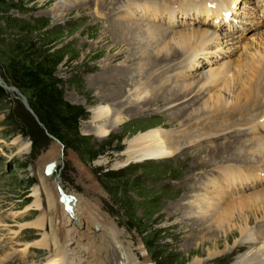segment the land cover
Masks as SVG:
<instances>
[{"label":"rangeland","instance_id":"rangeland-1","mask_svg":"<svg viewBox=\"0 0 264 264\" xmlns=\"http://www.w3.org/2000/svg\"><path fill=\"white\" fill-rule=\"evenodd\" d=\"M79 1L0 0V72L10 83L15 86L20 85L26 90L41 115L39 117H42L55 133L51 132L43 122L45 128L57 137L56 140L46 134L45 128L37 122L31 112L23 108L14 92L0 86V260H4L3 264L47 263L50 251L47 248L32 246V243L43 237L44 232L50 230L49 225L47 230L35 225L43 212L35 206L37 199L35 189L40 184L38 173L43 172L44 175L48 163L56 160L61 185L66 192L74 197L82 196L95 202L101 201L103 209L125 229L129 241L136 246L139 241L143 243L144 254L149 255L151 264H192L196 261H205L210 258V251L215 250L213 241L218 240V234L222 232V228H218L217 223L219 216L215 213L230 205V202L238 204V198L248 193L264 192L263 178L257 186L256 183L255 185L252 183L251 187L248 186L241 195L235 196L238 191L233 190L228 196L226 194L228 185L223 186V175L216 176L214 180L210 173L216 172L218 166L225 165L221 169L222 172L228 170L226 173L229 175L230 173L234 175V172L240 175L250 168L252 170L257 168L255 166L262 165L263 161H260L255 151V142L260 140L261 134H257L258 138H256L251 129L249 130L251 132L240 133L238 136L235 134L215 138L209 136L211 139L206 136L210 139L207 142H203V139H206L204 136L195 142L186 141L184 138L177 145L174 156L162 161L148 159L135 162L118 169L117 162L124 163L127 158L124 155L127 141L137 133L146 132L154 127L165 128L171 135H185L186 132L198 130L199 124L204 123L205 119L197 117L194 113L199 108H205L209 95L220 89V85H214L215 87H211V90L206 91L197 100H187L184 104H179L177 107L182 106V114L177 117L171 115L172 110L177 107L176 104H171L170 99L167 102L154 99L163 93V97H169L170 91L166 90L161 94L158 87L164 89L167 87L166 82L177 85L183 83L185 79L187 81L199 79L197 82L194 81L192 86H201L205 81L202 78L203 74L210 69L223 67L221 65L224 61L214 60L213 57H216L220 51H213L214 53L211 52L207 58L208 62L192 66L197 73L194 74L186 69H178L176 64L179 60L160 59L164 52V42L161 44L153 42L148 46V53L144 54V51H141L144 54L142 63H136L138 65L135 64L133 75L127 78L126 81H130L126 84L125 93H122L124 96L121 95V102L114 101V97L107 103L99 99L95 102L97 87L92 83V78L97 74L96 70L98 67L106 68L105 65L115 56H119L113 63L118 71L122 66L127 67V64L122 65V62L133 39L122 42L111 33L110 28L115 23L104 19L107 10L102 13L99 3L102 0H98L99 4L97 0H91V4L78 5ZM145 1L147 0H138V5L132 7L126 5L129 1L124 5L116 6L120 13L115 17L124 22L126 20L142 22L143 27H149L151 22L144 16L127 13L129 8H135L136 12L140 11ZM183 2L184 0L181 3ZM175 4L180 5L178 1ZM158 22L154 21L151 24ZM164 25L167 27V22H164ZM194 27L196 26L190 28L175 26L170 29V33L188 31ZM260 28L261 26H258L253 34L249 35L251 38L245 37L242 31L240 33L243 35L242 40L239 41L242 43V51L237 58L230 55L227 59L244 60L245 58L241 57L242 53L257 48L259 39L256 38L255 32L263 30ZM117 40L119 41L116 42ZM246 40L251 44L248 48H243ZM146 43V40L141 42L142 45ZM221 43L222 41L219 40L215 47L217 49L219 46L222 47ZM256 53L248 55L249 64ZM202 55L199 54L198 57ZM240 69L237 67L235 71L241 72L243 68ZM174 70H176L174 74H170ZM144 86H148L150 93L147 96L144 93L142 96L146 97L139 102L136 97L138 104L135 110H128L127 108L131 106L128 104L122 107V115L127 120L125 127L119 126L113 130V135H108L106 138L93 134L91 110L94 106L105 104L116 109L127 97H133L132 93L137 87L141 89ZM158 90L160 92H157ZM190 113L194 114V119L189 122L187 117ZM262 134H264L263 130ZM33 137L38 141L35 149ZM238 139V143L230 146L232 148L236 146L235 149H238V146L241 149L244 147L248 151L250 149L246 157L247 160L252 159L253 167L243 161L232 160L234 156L231 152L225 153L227 151L225 149L219 151L215 149L219 143L227 144ZM52 150L55 157L50 158L52 160L50 161L46 156ZM197 155L205 161L212 158L213 161L207 165L193 166L198 158ZM215 155L218 156L216 159ZM105 157L109 159L106 164L96 165L98 160ZM77 162L90 172L88 176L81 173ZM245 166L248 170L240 169ZM234 167L239 168L236 170ZM232 168L235 171H232ZM45 177L52 183L57 182L55 176L49 178L45 174ZM218 181L220 184L217 185ZM93 183L99 186V191L92 187ZM187 190L191 191V205L199 208L197 210L199 214L202 212L201 214L206 215L207 227L216 228L215 231L207 233V229L199 226V222L193 221V218L168 217L169 208H173V203L181 200ZM55 191L58 193L56 185ZM259 204L251 206L250 209L252 212L250 215L254 218L251 221V228L255 231L264 227L262 219H255L259 217L257 215L263 207V204H260L262 207ZM43 207H47L46 202ZM178 218L179 221L174 224ZM24 224L28 225L22 226ZM236 239L241 241L239 246L235 247L232 241L227 246L228 249L225 248L227 249L225 255L214 260L208 259L207 263L232 264L251 247L261 244L260 241H257L259 244L243 242L241 235ZM101 242L103 245L100 244ZM104 244L103 239L96 243L94 248L96 258L105 254ZM223 249H219V252ZM142 255V252L139 253L141 258ZM263 258L264 256L261 255L259 260L256 259L251 264H264ZM108 263L116 264L113 256Z\"/></svg>","mask_w":264,"mask_h":264},{"label":"bare ground","instance_id":"bare-ground-1","mask_svg":"<svg viewBox=\"0 0 264 264\" xmlns=\"http://www.w3.org/2000/svg\"><path fill=\"white\" fill-rule=\"evenodd\" d=\"M111 1L114 2L112 3ZM128 1L129 3L126 5H131V7L133 5H138V0ZM128 1L102 0L99 2L97 0V4H101L100 8L103 11L102 13H104V10H107L104 19H109L115 23L110 28L111 33L122 42H127L131 39L133 40H131L127 49L128 53L124 56L122 62V65L127 64V67L122 66V69L118 71L113 63L119 58V56H115L105 65L106 68L98 67L96 70L97 74H93L92 83L97 87V93L94 96L96 99L95 102L99 99L100 101H103V103H107L113 100V97L114 101L121 102V95H123V92L125 93L126 84L130 81L129 79V81H126L127 78H130L133 75L135 64L141 62L143 55L148 53V46L153 42L156 44L164 42V52L163 54L161 53L162 55L160 59H169V61L179 60L176 65L178 66L179 63L182 64L177 67L178 69H186L187 71L197 74L194 70L195 68L192 66H198V63L201 62L205 64L208 62L207 58H209L211 52H219L216 51L217 48H215V45L217 46V43L220 40V34L214 26L206 23L207 20H209L210 23L211 21L213 22L215 18L218 19L222 17L225 12L231 9L232 4L239 2V0H184V2L181 3L183 0H161L160 2H158L159 0H147L142 4L140 11L136 12L137 10L135 8H129V10H127V13L130 15L137 13V16L142 15L151 23L159 21L158 24L149 23V27L145 28L143 27L144 24L142 22L138 23L131 20H126L124 22L119 20L120 18L118 16L117 17L119 19L115 17L120 13L116 6H119L120 4L124 5ZM177 1L179 4L181 3L178 6L175 4ZM77 3L78 5L83 3L91 4V0H80ZM191 13L194 15L196 14V20L200 15L206 16L205 19L197 20L200 23V27L196 26L188 31H172V33H170L171 28L179 26L180 24L177 22V25L174 20L179 14L184 16L190 15ZM164 22H167V27L164 25ZM247 29V27H244L241 29V32H245ZM255 34L256 38L259 39L257 48L250 49V51L247 50L248 52L246 51L242 53L241 57L245 58L244 60L240 59V61H237V59H227L222 63L221 66L223 67L220 66L221 68L210 69L205 72L202 76L205 81L201 84V86H192L193 82H197L199 79H193V81H187L185 79L183 83L177 85H172V83L169 84L166 82L167 87L164 89L158 87L161 90V94L166 90L170 91V94L169 97H163L164 93L162 95L156 94L159 99L157 96L154 99L159 101L164 100V102H167L170 99L171 104H176L175 107H177L179 104L181 105V103L184 104L187 100L190 101L199 99L206 91L208 92L211 90V87L214 85H220V89L209 95L207 101L205 102V108H199V110L194 113L197 117L205 119V122L203 121L204 123L199 124L198 130L186 132L185 135H171L165 130V128L154 127L146 132L137 133L133 136V138L127 141L126 150L124 152V155H126L127 158L125 157L126 159L124 163L117 162L116 167L120 169L135 162H142L148 159L162 161L167 157L174 156L173 153L175 149L178 148L177 145H179V142L184 140V138H186V141L188 140L189 142H192L193 140L195 142V140L201 139L203 136H214V138L216 136L229 134H235L238 136L240 133L247 134V131L250 128L253 129V131L255 130L256 134H261L259 138L260 140L255 142V151L260 158V161H264V134H262V129L264 128V29L255 32ZM143 40L147 41L145 45L141 44ZM118 41L119 40L116 42ZM250 44L251 43L249 41H244L243 48H248ZM141 51H144V54ZM255 53V57L249 64L250 58L248 55ZM199 54H203L202 57H198ZM204 60H206L205 63ZM159 62L161 65L162 60ZM137 65L138 64H136V66ZM237 67L239 69L243 68L242 71H235ZM160 90L157 92H160ZM144 93H146V96L150 93L148 86H144V88L141 89L137 87V89H135L132 93L133 97H127L126 100H124V102H122L118 107L115 106L116 109H112L105 104L94 106L91 110V125L94 128L93 134L100 138H106L108 135H113V130L119 126L123 125L125 127V125H127L125 123L127 120L122 115V107L128 104L131 105L129 106L130 108H127L128 110H135L139 100L146 97L142 96ZM136 97L138 98V102L136 101ZM118 99H120V101H118ZM181 114L182 106L173 109L171 112V115L174 117L180 116ZM194 114L190 113L188 115L187 118L189 119V122L193 121ZM207 137L206 139H203V142H207V140L211 139L210 137V139H207ZM238 142L239 139L232 140L227 144L219 143L215 146V149L216 151L225 149L227 150L225 153L231 152L234 156V159L232 160L243 161L248 166L251 165L252 159L250 158L247 160L248 157H246L247 152L250 153V149L248 151V149L244 147L241 149L240 146H238V149H235L236 146L234 148L230 146L231 144ZM241 142L244 143L243 140H241ZM239 145H241V143ZM25 151L27 152V150ZM53 155L54 151L52 150L46 156V159H54L55 156L53 157ZM222 156L226 158L224 155ZM197 157L198 158L195 163H193V166L198 164L207 165L213 161V158L205 161L204 159H200V155H197ZM217 157L218 156L215 155V159ZM108 161L109 159L105 157L98 160L96 165L106 164ZM42 163L40 164L41 169ZM77 166L81 173L86 176L89 175L90 172L85 169L80 162L79 164L77 162ZM224 166L225 165L218 166L216 172H211L210 174H212L213 179L220 174L223 175V186L228 185L226 187V190H228L226 193L227 195L229 192L237 190L238 192L235 196H239L243 190H246H241V186H250L252 183H256L257 186V182L263 180L264 178V163H262L261 166H255L257 168H253L252 170H250L251 168L248 166L247 167L250 168L249 170L246 166L245 168L241 167L240 169H247L248 171H244L240 175H238V172H234V175L232 173L229 175L226 173L228 170L226 172H222L221 169ZM251 167L253 166L251 165ZM238 168H236V170ZM231 170L235 171L233 168ZM45 174L43 175V172L38 173L40 184L37 189H35L37 197L35 206L42 209L43 212L39 219L36 220L35 225L36 227L44 230H47V225H49L50 230H47L48 232H44L43 237L39 241L32 243V246L45 249L47 248L50 251L46 264H109L108 262L111 261V256H113V260L116 264L120 261L123 264L152 263L149 255L144 254L145 250L142 247L143 243L139 241L138 246H136L134 243L129 241L128 234L125 229L119 225V221L112 218L109 212L103 209L100 203L101 201L95 202L90 199H85V197L83 198L82 196L74 197V195H72V206L74 208V212L70 213L66 209L65 204L60 201L59 192L57 193L55 191V185L57 186V182L52 183L50 179L45 177ZM226 179L228 180L227 183ZM218 182L217 185L220 184V182ZM92 187L99 191V186H97V184L93 183ZM190 193L191 191L187 190L181 200L173 203V208H169L170 212L167 214L168 217L173 218L176 216H186L188 218H193V221L199 222V226L207 229V233L215 231L216 228L207 227L206 215L204 213L201 214L202 212L200 215L199 211H197L199 208L191 205ZM204 196L205 195L203 194V197ZM238 200V204L235 205V203L232 204L230 202V205H227L215 213L219 216L217 223L218 228H222V232L220 231L221 233L218 234L219 239L213 241V243H215L214 249L218 252L215 250L210 251V258L208 259L214 260L215 258L225 255L228 249L227 246L232 241L234 242L235 247L239 246L238 244H240L241 241L239 242L236 238L240 235L242 236L243 242H249L252 244L260 241L259 243L261 244L258 243V246H253V248L251 247L252 249L250 248L249 251L237 258L232 264H251L252 261L258 259L261 255L264 256V227L262 226V228L258 231L253 230L251 228V221L254 218L250 215L252 213L250 210L251 206H256L259 203L261 205L263 204V207L259 204L262 208L257 215L259 217H255V219H262V221H264V192L252 194L248 193L244 197H239ZM44 202L47 204V207L45 208L43 207ZM203 207H205L204 203ZM187 210L189 211L187 212ZM178 221L179 218L175 220L174 224ZM27 225L24 224L22 226ZM196 226L197 225H195V228ZM101 239L105 241V254L96 258V255H94V248L96 243L100 242ZM100 244H102V242ZM221 248L224 249L219 252V249ZM141 252L143 253L142 258L139 256V253ZM208 259L205 261H196L192 264H208ZM3 261L1 259L0 264H3Z\"/></svg>","mask_w":264,"mask_h":264},{"label":"water","instance_id":"water-1","mask_svg":"<svg viewBox=\"0 0 264 264\" xmlns=\"http://www.w3.org/2000/svg\"><path fill=\"white\" fill-rule=\"evenodd\" d=\"M0 81L2 82L1 78H0ZM24 101H25V105L27 106V108H30L27 100L24 99ZM57 163L58 162L55 160V161H52L51 163H49L47 165V167H46L47 176L53 175L54 171L56 170ZM58 190H59V193L61 195V197H60L61 201L65 203L66 208L72 213L74 210L73 206L71 205V202L73 200L72 199L73 196L70 194H67L59 182H58Z\"/></svg>","mask_w":264,"mask_h":264},{"label":"trees","instance_id":"trees-1","mask_svg":"<svg viewBox=\"0 0 264 264\" xmlns=\"http://www.w3.org/2000/svg\"><path fill=\"white\" fill-rule=\"evenodd\" d=\"M17 86H18L23 92L26 93V90H24L23 87H21L20 85H17ZM30 103H31V106H32V107L35 109V111L37 112V110H36V108H35V105H34L33 101L31 100V98H30ZM22 106H23V105H22ZM23 108L25 109L24 106H23ZM37 114H38L39 116H41L39 112H37ZM40 119L42 120V122H44V123L46 124V122L43 121L42 117H40ZM46 125H47V124H46ZM47 127L49 128L48 125H47ZM49 130H51V129L49 128ZM51 132L55 133V132L52 131V130H51ZM59 138H60V137H59ZM33 139H34L33 144H34V149H35V148H36V145H37V143H38V141H37V139L34 138V137H33Z\"/></svg>","mask_w":264,"mask_h":264}]
</instances>
